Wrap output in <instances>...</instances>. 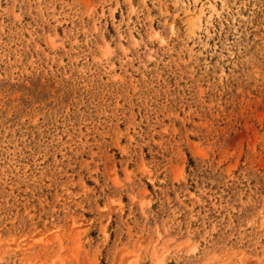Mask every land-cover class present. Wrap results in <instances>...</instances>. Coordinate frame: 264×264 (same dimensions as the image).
Here are the masks:
<instances>
[{
	"label": "rangeland",
	"instance_id": "obj_1",
	"mask_svg": "<svg viewBox=\"0 0 264 264\" xmlns=\"http://www.w3.org/2000/svg\"><path fill=\"white\" fill-rule=\"evenodd\" d=\"M0 264H264V0H0Z\"/></svg>",
	"mask_w": 264,
	"mask_h": 264
}]
</instances>
